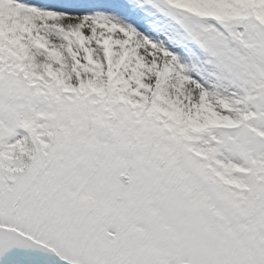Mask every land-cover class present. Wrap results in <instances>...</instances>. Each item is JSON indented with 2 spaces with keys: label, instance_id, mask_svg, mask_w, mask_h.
Instances as JSON below:
<instances>
[{
  "label": "snow or ice",
  "instance_id": "snow-or-ice-1",
  "mask_svg": "<svg viewBox=\"0 0 264 264\" xmlns=\"http://www.w3.org/2000/svg\"><path fill=\"white\" fill-rule=\"evenodd\" d=\"M0 264H264V0H0Z\"/></svg>",
  "mask_w": 264,
  "mask_h": 264
},
{
  "label": "rangeland",
  "instance_id": "rangeland-1",
  "mask_svg": "<svg viewBox=\"0 0 264 264\" xmlns=\"http://www.w3.org/2000/svg\"><path fill=\"white\" fill-rule=\"evenodd\" d=\"M103 1V0H102ZM106 2H110V0H105ZM128 15L130 18L136 17L139 18L146 26L150 32L152 31V35L148 36L150 39L153 40H165V43L167 44V40L165 39L166 35L169 34V25L167 21L159 16L157 13H153L147 6L143 9H135V10H127ZM170 50L174 51L177 53L179 56L183 58H187L188 55H181L180 52L181 50L185 49L188 51L190 50V46L183 44V45H176L175 47H172L169 45ZM181 49V50H180Z\"/></svg>",
  "mask_w": 264,
  "mask_h": 264
},
{
  "label": "bare ground",
  "instance_id": "bare-ground-1",
  "mask_svg": "<svg viewBox=\"0 0 264 264\" xmlns=\"http://www.w3.org/2000/svg\"><path fill=\"white\" fill-rule=\"evenodd\" d=\"M102 2L108 3L105 0H103ZM129 22L133 23V26H135L137 28V30L140 31L143 35H145L147 37L149 35L150 36L152 35V31L150 30V32H149V30L144 27L146 25L139 18L134 17V15H133L132 18H130V21ZM180 54L181 55H188V51H186L185 49H183V50H181Z\"/></svg>",
  "mask_w": 264,
  "mask_h": 264
}]
</instances>
